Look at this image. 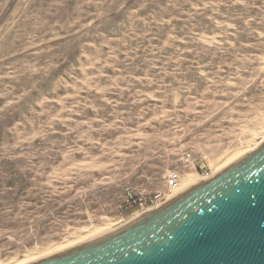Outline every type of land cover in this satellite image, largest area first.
<instances>
[{"label": "rangeland", "instance_id": "1", "mask_svg": "<svg viewBox=\"0 0 264 264\" xmlns=\"http://www.w3.org/2000/svg\"><path fill=\"white\" fill-rule=\"evenodd\" d=\"M263 141L264 0H0V264Z\"/></svg>", "mask_w": 264, "mask_h": 264}, {"label": "water", "instance_id": "2", "mask_svg": "<svg viewBox=\"0 0 264 264\" xmlns=\"http://www.w3.org/2000/svg\"><path fill=\"white\" fill-rule=\"evenodd\" d=\"M30 264H264V141L103 236Z\"/></svg>", "mask_w": 264, "mask_h": 264}, {"label": "built area", "instance_id": "3", "mask_svg": "<svg viewBox=\"0 0 264 264\" xmlns=\"http://www.w3.org/2000/svg\"><path fill=\"white\" fill-rule=\"evenodd\" d=\"M212 173L203 175L201 179L211 176ZM181 187V177L178 172H170L166 177V191L156 192L152 195L133 197L128 196L125 202L119 207V215L122 216L132 210L131 216L136 217L139 214L156 208L159 204L175 195Z\"/></svg>", "mask_w": 264, "mask_h": 264}, {"label": "bare ground", "instance_id": "4", "mask_svg": "<svg viewBox=\"0 0 264 264\" xmlns=\"http://www.w3.org/2000/svg\"><path fill=\"white\" fill-rule=\"evenodd\" d=\"M257 147H258V146H257ZM252 151H253V150H252ZM245 153H247V152L237 154L233 159L226 161L225 163H223L222 165H220L219 168H216V169H217L216 172H211L212 175L215 174V173H218V172H220V171H222V170H224L225 168H227V167L230 166L231 164L235 163L236 161H238L239 159H241L243 156H245V155H246ZM249 153H250V152H249ZM247 154H248V153H247ZM235 159H236V160H235ZM192 178H193V177H192ZM193 179H194V178H193ZM193 179H190V180H191V181H190L191 183L189 182V183L187 184V182H186V185H182V189L179 188V190H178L177 193H180V192H182V191H185V190L188 189L189 187H191V186H193L194 184H196L197 181H196V182H193V181H194ZM177 193H176V194H177ZM127 222H128V221H127ZM118 227H119V226H118ZM105 231H107V230H101V231L99 230V231H96L94 234H91V235L89 234V235H87V236H84V237H82L81 239H79V240H77V241H75V242H73V243H71V244H68V245L63 246L62 248H60L59 250H57V251L54 252V253L49 254L48 256L54 255V254L59 253V252L66 251V250H68V249H70V248L76 247V246L81 245V244H83V243H86V242H88V241H91V240L97 239V238L103 236L104 234L108 233V232L103 233V232H105ZM109 232H110V231H109ZM101 233H103V234H101ZM48 256H46V257H48ZM43 258H45V257H43ZM43 258H40V259H43ZM40 259H38V260H40ZM38 260H36V261H38ZM34 262H35V261H34ZM32 263H33V262H32Z\"/></svg>", "mask_w": 264, "mask_h": 264}]
</instances>
